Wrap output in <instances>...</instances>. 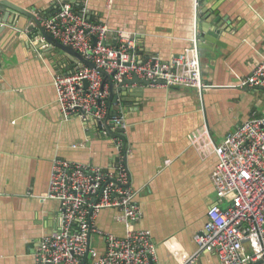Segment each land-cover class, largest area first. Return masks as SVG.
Masks as SVG:
<instances>
[{"label":"crops","instance_id":"0c3cea01","mask_svg":"<svg viewBox=\"0 0 264 264\" xmlns=\"http://www.w3.org/2000/svg\"><path fill=\"white\" fill-rule=\"evenodd\" d=\"M5 1L36 15L48 14L61 1L84 4L90 18L106 23L112 34L132 35L138 54L162 60L192 43L197 18L207 16L217 30L210 46L197 45L201 74L210 84L200 92L143 83L115 84L110 90L108 84L109 105L127 123L126 166L141 210L135 227L150 233L159 264H183L196 252L193 236L217 201L211 182L216 156H200L189 135L206 126L218 145L264 107V89L238 85L264 56V0ZM9 11L12 15L0 22V264H36V247L54 230L58 212L56 200L43 199L52 159L107 168L117 155L108 130L59 114L52 76L77 64L28 32L30 20ZM112 214L104 209L96 222L120 234L123 227ZM190 264L219 263L213 252L200 251Z\"/></svg>","mask_w":264,"mask_h":264},{"label":"built area","instance_id":"2783aa9c","mask_svg":"<svg viewBox=\"0 0 264 264\" xmlns=\"http://www.w3.org/2000/svg\"><path fill=\"white\" fill-rule=\"evenodd\" d=\"M36 18L54 39L93 64L53 74L61 118L78 117L93 122L101 132L111 131L117 161L102 168L57 156L52 159L43 199L56 200L58 212L54 230L39 240L35 262L159 264L150 233L135 227L141 210L126 166L127 123L109 105L108 84L135 75L153 87L178 86L200 92L210 84L201 74L197 43L193 38L189 46L162 60L138 54L132 35L112 34L106 23L90 18L84 4L74 7L61 1ZM238 85L264 89V56ZM189 141L200 156H216L211 182L217 201L207 208L205 223L193 236L196 252L187 254L183 264H190L200 251L213 252L219 264H264V107L260 113L251 112L218 145L206 126L191 132ZM104 209L113 211L111 218L123 227L122 233L97 224V215ZM173 254L178 256L177 251Z\"/></svg>","mask_w":264,"mask_h":264},{"label":"water","instance_id":"95a60500","mask_svg":"<svg viewBox=\"0 0 264 264\" xmlns=\"http://www.w3.org/2000/svg\"><path fill=\"white\" fill-rule=\"evenodd\" d=\"M9 10H13V17L15 16V13L17 16L24 17L26 21H31L28 26L25 27V29L28 32L34 33L36 35L43 36L44 40L47 42L53 44L54 46L58 47L68 59L73 60L78 67H80L82 64H85L86 66L92 67L93 64L85 59L82 54L78 53L77 51L73 50L70 46L64 45L58 40L54 39L50 34H48L42 25L40 24L39 20L36 18L39 15H36L35 13L31 12L28 9L21 8L19 6H15L13 4H10L9 2L5 0H0V11H3V17H0V22H5L7 17L11 14ZM203 13H206L205 11H201ZM12 15V14H11ZM207 16H202L201 18H197V25L195 29V41L198 45V42H204L205 44H208L209 46L212 44V37L217 36V30H212L210 28V22L206 20ZM219 18L217 20H214L216 23H219ZM219 26V24H218ZM131 83H143L148 84V81L145 79H140L133 75L129 79H123L119 81L117 84L122 86L126 84ZM115 86V83L110 82L109 87L110 90ZM110 102V98H109ZM109 134L112 135V132L109 131Z\"/></svg>","mask_w":264,"mask_h":264}]
</instances>
